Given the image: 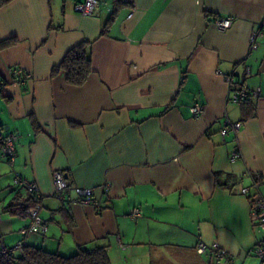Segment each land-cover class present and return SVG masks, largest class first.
Listing matches in <instances>:
<instances>
[{
	"label": "crops",
	"instance_id": "crops-1",
	"mask_svg": "<svg viewBox=\"0 0 264 264\" xmlns=\"http://www.w3.org/2000/svg\"><path fill=\"white\" fill-rule=\"evenodd\" d=\"M79 1L0 7V44L14 40L0 46V127L17 135L13 162L0 159V241L62 255L105 246L112 264H227L198 252L201 240L217 243L233 264H259L252 248L264 229L239 189L250 173L264 177V36L249 51L264 0L123 1L105 34L114 0H97L92 15L74 10ZM216 16L230 17L231 27L218 29ZM83 41L92 67L84 84H68L63 70L52 75ZM231 73L235 84L259 91L249 103L228 100ZM195 103L201 113L192 112ZM226 120L241 126L223 138ZM234 151L240 156L231 160ZM53 170L71 196L92 188L100 210L62 206ZM15 175L39 188L46 233L23 237L28 219L9 205L28 193ZM233 176L240 180L228 188Z\"/></svg>",
	"mask_w": 264,
	"mask_h": 264
},
{
	"label": "built area",
	"instance_id": "built-area-1",
	"mask_svg": "<svg viewBox=\"0 0 264 264\" xmlns=\"http://www.w3.org/2000/svg\"><path fill=\"white\" fill-rule=\"evenodd\" d=\"M125 2H130V0H123ZM97 6V0H82L76 2L74 4V10L81 15H92ZM132 16L130 12L128 14V18ZM213 23L220 30H226L231 27L232 19L230 17H219L216 16L213 19ZM264 36V23L260 25L259 30L254 31L249 38V51H252L257 46V37ZM246 72L249 71L248 67L245 68ZM13 74L18 78L28 77L23 70H14ZM226 81L229 85V94L228 100L232 103L241 104L247 101L251 95H257L259 93L258 90L250 91L244 85L235 84V74L231 73L225 76ZM192 112L201 113V107L195 103L191 107ZM241 126V122H231L226 120L223 126L220 129V133L222 137L229 133H236ZM16 142L17 135L13 132H8L4 135L3 142L0 147V159L7 160L12 163L13 158L16 152ZM240 156L239 151H234L231 155V160H234ZM252 181L248 185H243L239 189V193L242 196L249 197L251 209H250V219L252 223L264 229V195H262L260 191V185L262 181H264V177H262L259 173H250ZM240 177H229L227 178L225 185L228 188L233 187L239 182ZM13 182L16 186L24 188L28 196H30L34 203L27 207L24 210L17 209L16 213L19 216H22L28 219L27 225L25 226L23 232V237L26 236L27 233L32 234H44L48 230L49 220L43 218L40 214V199L41 193L36 183L33 181H29L20 175H15ZM52 184H53V192L54 196L61 202L62 206H67L70 202L75 201L82 204H90L95 207L96 210H100V204L96 200L93 194L92 188H82L76 187L74 188L75 196H71L68 193V183L64 177V174L60 170L52 171ZM108 189V185L103 187V190L106 191ZM133 216H138L140 211L138 209H134L131 211ZM25 245L24 240L17 242L13 246H7L2 241H0V254L6 255L10 252L21 253L23 246ZM196 249L198 252L207 253L214 263L226 262L227 264H233V260L231 256L226 253L224 249H220L217 243H213L212 245H207L203 241L199 240ZM253 254L259 259V264H264V240H258L252 248Z\"/></svg>",
	"mask_w": 264,
	"mask_h": 264
},
{
	"label": "trees",
	"instance_id": "trees-1",
	"mask_svg": "<svg viewBox=\"0 0 264 264\" xmlns=\"http://www.w3.org/2000/svg\"><path fill=\"white\" fill-rule=\"evenodd\" d=\"M11 0H0V7ZM123 0H114V12L104 21L101 34H105L108 26L113 22L118 8L122 5ZM14 40H8L0 44L4 46L13 43ZM90 43L83 41L70 48L58 66L52 68V75L63 70L66 76V82L71 85L80 86L84 84L88 75L92 71ZM244 103H249V99ZM241 103V104H244ZM4 135L0 127V147ZM34 200L28 196L23 200L17 197L10 205L12 211L17 209L24 210L31 206ZM0 264H112L105 246L95 248L79 247L71 255H62L57 252L45 250L35 245L23 246L22 252H10L6 255L0 254Z\"/></svg>",
	"mask_w": 264,
	"mask_h": 264
}]
</instances>
